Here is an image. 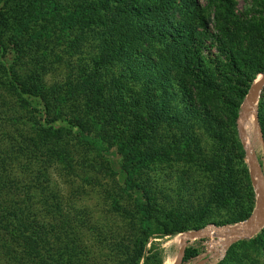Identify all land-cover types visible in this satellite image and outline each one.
I'll list each match as a JSON object with an SVG mask.
<instances>
[{
	"label": "trees",
	"instance_id": "trees-1",
	"mask_svg": "<svg viewBox=\"0 0 264 264\" xmlns=\"http://www.w3.org/2000/svg\"><path fill=\"white\" fill-rule=\"evenodd\" d=\"M0 2L2 264H163L155 238L250 215L236 119L264 72V0ZM256 116L264 143V86ZM217 264H264V226Z\"/></svg>",
	"mask_w": 264,
	"mask_h": 264
},
{
	"label": "rangeland",
	"instance_id": "rangeland-1",
	"mask_svg": "<svg viewBox=\"0 0 264 264\" xmlns=\"http://www.w3.org/2000/svg\"><path fill=\"white\" fill-rule=\"evenodd\" d=\"M249 2H250V0H236V3H237L236 7L238 10H244L248 6ZM1 4L2 3L0 2V5ZM3 60L5 61L4 64L5 63L10 64L11 55L6 54L5 58L0 59V78L5 79L6 74L4 72V67L2 66ZM62 76H63V68L60 66L59 68L51 71L46 77H47L48 82H52L55 79H60ZM255 111H256L255 106H253L249 116L247 117V119L245 121V128H246L251 140H252L251 136L260 137V140L258 141L257 145L255 146L254 151H255L257 161L263 170L264 169V143H263L262 136L260 133V127L258 125V121H257ZM237 132H238V130H237ZM238 138H239V135H238ZM239 140H240V138H239ZM202 141H203L202 142L203 146H205V148L210 150V148H208L210 146V142L207 141L205 136L203 137ZM244 141H245V139H244ZM240 142H241V140H240ZM252 143H254V142L252 141ZM247 144L248 143L245 141L244 145L246 146ZM244 145L242 144L243 149H244L245 161L247 163ZM107 158H109L112 161L113 166L117 167V169L119 170L120 157L115 153V151L113 149H111L110 151H107L106 159ZM15 167H17V166H15ZM248 169H249V167H248ZM249 175H250V173H249ZM56 176L57 175L54 174V178H56V182L61 187L63 185L62 181L59 180L58 177H56ZM252 186L254 188L253 182H252ZM254 190H255V188H254ZM79 205H84V206L89 207L90 210L93 211L94 217L96 219L105 220L107 222V205H104L98 199V196L96 194L90 193L89 195L84 196V198L80 200ZM238 222H240V221H238ZM238 222H235V223H238ZM235 223H229V224H223V225H218L215 223H209V224H206L204 227H202V228H207V231L211 230L212 224H214L217 227H221V228H217V227L212 228V230H214V232H215L214 236L207 235V236L201 238L202 239L201 247L196 245V247L200 250L199 254L195 258H193L191 261L187 262L186 264H217V263H219L223 259V257L225 256V253H226L227 248L229 246V245H225V243H224L226 240V235L228 234L230 228L232 227L231 225H233ZM181 233H178L176 235H166L164 237L154 239L156 245L159 247L160 254H161L162 259H163V264H167V262H169L170 260H173L170 264L174 263L175 258H176L177 253H178L179 244L182 241ZM210 238H211V241H209ZM243 239H245V238H243ZM193 240L194 239H191L190 242H192ZM239 240H242V239H239ZM0 264H2L1 258H0Z\"/></svg>",
	"mask_w": 264,
	"mask_h": 264
},
{
	"label": "water",
	"instance_id": "water-1",
	"mask_svg": "<svg viewBox=\"0 0 264 264\" xmlns=\"http://www.w3.org/2000/svg\"><path fill=\"white\" fill-rule=\"evenodd\" d=\"M259 75L260 77L255 79L254 83L246 94L236 120L238 135L243 145L245 143L243 139V136L245 135L242 127L243 120L253 106H255L256 109L260 92L264 86V72L260 73ZM244 148L250 177L255 188V204L252 213L245 220L231 225L232 227L229 230L225 245H230L239 239L249 238L264 226V173L257 161L255 152L251 149V146L247 144L246 146L244 145ZM212 227L217 226L212 224ZM206 229L207 228L190 229L181 233L182 241L179 244L178 253L173 264H183V258L187 244L190 243L191 239L205 237L207 235V232L205 231ZM209 231L211 234L208 233V235L211 236L212 228ZM209 241H211V238Z\"/></svg>",
	"mask_w": 264,
	"mask_h": 264
},
{
	"label": "bare ground",
	"instance_id": "bare-ground-1",
	"mask_svg": "<svg viewBox=\"0 0 264 264\" xmlns=\"http://www.w3.org/2000/svg\"><path fill=\"white\" fill-rule=\"evenodd\" d=\"M253 108V107H252ZM252 108L250 109V111L248 112V114L246 115V117L244 118V120H243V123H242V127H243V130H244V132H245V135L243 136V138L245 139V141L248 143V145H250L251 146V149L254 151V146H253V143H252V140H251V138H250V136H249V134H248V132H247V130H246V128H245V121H246V119H247V117L249 116V114H250V112H251V110H252ZM244 141V142H245ZM245 144V143H244ZM255 152V151H254ZM212 227V226H211ZM212 228H216V227H212ZM206 232H207V235H208V233H210V231H207V229L205 230ZM212 232V235L211 236H214L215 234V232H214V230H212L211 231ZM229 233V232H228ZM211 234V233H210ZM206 235V236H207ZM227 237H228V234L226 235V240H227ZM225 240V241H226ZM225 243V242H224Z\"/></svg>",
	"mask_w": 264,
	"mask_h": 264
}]
</instances>
